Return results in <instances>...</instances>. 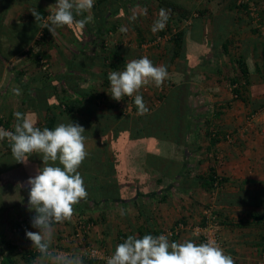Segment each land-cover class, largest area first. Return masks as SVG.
<instances>
[{
	"label": "trees",
	"instance_id": "obj_1",
	"mask_svg": "<svg viewBox=\"0 0 264 264\" xmlns=\"http://www.w3.org/2000/svg\"><path fill=\"white\" fill-rule=\"evenodd\" d=\"M133 1L95 0L94 19L76 32V37L81 42L77 47L78 52L72 51L70 56H66L56 44L55 35L43 27L47 16L51 14L49 6L56 0H0V64L5 66L9 75L3 83L7 84L6 92H12L14 87L20 89L19 95L12 96L20 101L19 112L26 114L35 126L54 129L58 124L68 123L70 120L85 129V145L94 142L92 148L86 149L88 155L78 169L88 192L86 199L74 205V210L81 215L89 210H103L115 205L140 209L142 205H146L145 199L166 203L176 187L184 193L199 187L207 192H216V204L220 208L213 213L216 219L227 209L251 208L245 216L251 223L245 220L235 226L248 228L250 225H257L262 231L260 238L264 247V182L251 181L259 188L248 190L244 188L248 181H244L243 186H234L232 188L235 190L230 191L228 185L233 183L232 179L220 176L215 165L209 167L207 174L197 176L190 166L191 161L203 150L199 143L203 136L209 139L208 152L216 150L219 143L231 138L228 131L212 123L211 117L199 112V108L191 103V97L193 86L198 83L195 78L201 70L208 71L207 75L221 74L219 66L212 68L206 65V56L215 57L216 53L219 57L228 55L230 47L235 44L231 34L225 31L218 35L216 31H222L231 24V33L235 26L243 25H252L253 33L258 32L250 11L252 0L243 4H239V0H209L207 4L212 9L209 7L202 10L194 5L196 1H191L192 6L189 8L187 6L190 4L186 3L187 6H184L185 3L178 0H153L157 3L158 13L161 9L169 12L166 27L159 31V37L165 38L168 45L156 59L168 63L166 68L172 76L165 81L166 88L156 94V105L147 106L148 112L145 114H139L134 96H125L120 101L112 99L108 80L111 71H123L133 56V51L124 47L122 42L110 40L119 25L118 21L113 23L112 17L120 19L128 16ZM146 1L151 5L150 0ZM15 6L25 8L26 14L15 23H8L7 16ZM254 6L262 24L264 10L259 9L255 3ZM32 12H37L41 19L36 20ZM195 13L198 14L197 17L193 16ZM85 17L86 14L83 13L82 16H75V19ZM189 19L191 25L185 26ZM203 20L210 21V33L216 34L215 42L212 41L213 47L189 51L188 41L198 44L209 41V32L204 27L206 23L203 25ZM135 30L138 44L142 48L144 34L138 27ZM159 37L153 40L156 42ZM133 43L130 45L133 46ZM246 44L250 45L248 42ZM219 45L220 50L214 49ZM50 50L64 59V68L57 74L42 71L46 65L44 61H49L51 57ZM13 58L24 63L21 62L22 65L17 67L16 64L9 63ZM250 58L252 57L248 51L241 52L236 60V77L229 79L231 87L236 86L232 89L236 99L246 103L247 92L252 93L251 95H264V86L257 89L252 86ZM30 65L41 71L29 76ZM255 68L257 73H263L264 66L262 69L256 64ZM1 110L4 107L0 108L3 113ZM254 113L256 114L255 110L252 114ZM7 115H4V126L14 131L16 120L12 122ZM221 115L217 111L214 120ZM12 117L15 119L14 115ZM33 162L38 164V169L43 166L39 154L29 156L27 164L17 163L12 157L11 147L5 146L2 140L0 179L10 173L14 174L16 169L19 170L17 174L21 175L26 170L33 173L34 171L29 170ZM56 166L62 167L58 161ZM21 188L23 191L30 190L27 181L22 183ZM22 200L26 202L28 198L23 195ZM34 215L35 213L30 219ZM101 218L105 221L104 215ZM87 220L94 222L91 218ZM206 223L204 218L203 226ZM20 224L16 226L19 227ZM146 225L147 227L138 231V235H130L138 238L145 234L153 235L151 221H147ZM177 229L172 231L173 235L178 232ZM28 230L27 226L20 232L22 237ZM32 230L34 228L30 226V231ZM127 236L124 232L118 233V243L123 242ZM0 251L6 254L4 264H16L14 256L18 246L2 235ZM21 257L27 264H33L40 253L24 251ZM83 262L97 263L87 259H83Z\"/></svg>",
	"mask_w": 264,
	"mask_h": 264
},
{
	"label": "rangeland",
	"instance_id": "obj_2",
	"mask_svg": "<svg viewBox=\"0 0 264 264\" xmlns=\"http://www.w3.org/2000/svg\"><path fill=\"white\" fill-rule=\"evenodd\" d=\"M150 2L151 5L147 4L146 0H134L128 16H123V18L120 19L119 17H112L113 23L118 21L119 25L117 31L112 34L110 40L122 42L124 47L133 51V56L130 61L147 56L154 65H164L167 67L168 63L166 61L156 59L164 52L168 42L165 38H161L162 41L161 43L159 42L160 45L158 46L157 40L156 42L153 40L159 37V31L153 33L151 30L159 13L157 11V3L153 0H150ZM252 2L253 4L255 3L259 9L264 10V4L262 5L260 0H252ZM51 4L52 6H49V9L52 13L56 2H52ZM194 5L197 8L201 6H198L197 3H194ZM25 11V8L15 6L7 16L8 23H15L20 20V18L26 14ZM168 13L169 12H167V14ZM85 14L86 17L90 18L89 20H93L95 17L93 8L89 12H85ZM132 17H135V19H130ZM122 27L125 29L123 32L120 31ZM137 27L141 29L144 34V45L142 48L138 44L139 39H137L138 35L135 30ZM246 27L247 28H243L244 33H241L242 36L245 35L246 38H248V36H250V38L255 36V38L259 39L258 42L260 46L264 44V36L262 35V33H264V19L262 20L261 28H256L258 31L256 33H253L252 29L254 28L252 25H246ZM78 29L80 30V28L75 26H64L62 28H57L55 31L54 37L56 44L61 47L62 52L65 53L64 55L66 56H70L72 51L78 52L77 47L81 45V42H79L76 37ZM83 37L85 38L84 35ZM132 41H134V43ZM130 43H133V46L130 45ZM50 53L51 57L48 59L49 61H44L46 65L42 68V71L47 70L52 74H57L64 68V59L52 50H50ZM18 61V58H13L10 60V63H21ZM229 68L232 69L231 67ZM230 69L228 71L229 79L235 77V74L234 76L231 74ZM39 71L41 70L34 65H30L28 69L29 76L37 74ZM258 75L261 74L257 73L256 76ZM171 76L172 74L168 72L166 80L170 79ZM175 76L177 77L178 75ZM8 77L9 75L5 71V75L2 77L3 80H0V83L3 81L2 85H0V108L4 107L5 110L9 108V111H12L14 114V112L18 110L17 104L19 100L17 101L15 97L12 98L14 94L13 91L11 92L8 90V92H6L7 84L3 83H5ZM261 78L263 80L264 75L261 76ZM229 79L212 83L211 81L216 80H212V77L209 76L202 84L198 82L193 86L191 103L196 106V108H199L201 114L208 115V118L211 117L210 119L215 126L228 131L231 138L228 141L219 143L216 150L208 152L209 139L203 136L199 142L203 150L191 161L190 166L194 169L193 174L197 176L207 174L209 167L215 165L220 176L232 179L233 183L228 185L230 191L235 190L232 188L234 186L235 188L243 186L242 182L244 181H248V183L244 185V188L254 190L259 187H257V184H252L251 181L263 183L264 180V167L262 166L264 161V95H251L252 93L247 92L246 98L248 103L236 99L232 92ZM262 80H257V85L256 82H253V88L257 89L264 86V80ZM164 84L165 82L160 88H157L155 84L151 82L148 85L142 86L139 94L142 95L146 106L151 107L156 105L157 98L155 96L162 92L161 90L165 87ZM254 85L256 86L254 87ZM130 109L131 108H129V111ZM253 110L256 111V114H252ZM1 111H3V113H0L5 115L4 110ZM217 111L221 112L222 115L214 120L213 117ZM7 116L12 122H15L12 116L9 114ZM93 143L86 144V149L92 148L94 146ZM244 159L246 160L244 161ZM236 160H242L243 162L238 163ZM34 164L36 163L33 162L30 165ZM31 174L35 176L37 171L35 170ZM11 192V194H8V197L10 200H14L17 193ZM24 193L23 195L28 198L29 190H26ZM245 194L247 195L246 192ZM245 194H242L243 199ZM216 197V192H207L199 187L193 189L189 193H184L176 187L172 190L168 202L159 203L158 200L153 201L145 199L144 202H146V205H142L140 209L135 206L124 208L120 205H115L103 210L100 208L89 210L83 215L74 210L70 220L53 225L51 250L58 256H66L69 258L79 257L82 264H84L85 249L90 247L99 249L105 253L106 257H109L113 254L118 244V233L126 232L129 235L131 233L137 234V230L141 227L142 222L148 219L151 222L153 221L155 225L158 224L156 226L157 228L162 227L164 230L163 234L169 237L170 242L193 241L196 239L200 243H203V236L200 233V229H203L207 225L203 226L202 224L204 218L206 222L215 227L220 240V246L222 247L224 246V232L221 222L224 221V218L229 216V213L232 214L234 212H230L229 210V212L223 214L224 216L222 215L216 219L213 213L220 209L216 204ZM17 205V207L7 209L1 214L0 232L2 231L5 234L2 236L8 241L18 246V251L14 256L16 264H27L21 257L22 253L24 251L39 252L32 247V242L26 238V235L22 237L21 234L15 232V228L18 223L30 219L34 211L29 210L28 200L25 204L21 205L17 203ZM248 210L250 211V208ZM102 215L105 216V221H102ZM89 218L94 221L92 230L90 232L80 230L78 227L79 221L81 219L87 221ZM178 226L179 229H177ZM145 227H147V225H145ZM174 229H177L176 231L178 232L170 236L171 233L173 234L172 231ZM32 231H37V229L34 228ZM229 233L232 234L231 232ZM106 259L96 261V264H106ZM258 261L264 264V259ZM33 264H49V262L47 260L42 261L41 257H38ZM253 264H255V261Z\"/></svg>",
	"mask_w": 264,
	"mask_h": 264
},
{
	"label": "clouds",
	"instance_id": "obj_3",
	"mask_svg": "<svg viewBox=\"0 0 264 264\" xmlns=\"http://www.w3.org/2000/svg\"><path fill=\"white\" fill-rule=\"evenodd\" d=\"M95 0H56L54 11L47 16L43 25L54 36L57 28L64 26L83 29L89 22L82 16L94 7ZM36 20L41 19L32 12ZM75 14V15H74ZM168 14L161 9L152 25V32L162 31L166 27ZM130 19H135L132 17ZM120 31H125L122 27ZM168 77L166 66H156L147 57L129 61L123 71H111L108 74L110 95L115 101L123 97H133L139 114L148 112V108L139 94L142 86L154 83L160 88ZM16 95L20 89L13 90ZM14 131L0 129V140L7 138L11 145V154L17 163L27 164L29 156L39 154L43 166L37 174L27 180L30 186L28 208L34 211L31 225L37 231H26V238L39 253L42 261L49 264H82L79 257L58 256L51 250L53 225L70 220L74 205L86 199L88 192L84 180L78 171L88 152L85 147V129L69 120L60 123L54 129H43L19 111L14 114ZM59 165L56 166V162ZM106 264H235L231 255L214 240L197 244L191 240L170 242L167 235L145 234L142 238L128 235L118 243Z\"/></svg>",
	"mask_w": 264,
	"mask_h": 264
},
{
	"label": "crops",
	"instance_id": "obj_4",
	"mask_svg": "<svg viewBox=\"0 0 264 264\" xmlns=\"http://www.w3.org/2000/svg\"><path fill=\"white\" fill-rule=\"evenodd\" d=\"M168 1H174V0H168ZM178 1H182L183 3H185L184 6H187V4H190L189 8H191V1L192 2H197L198 6L201 5L199 8L202 10L204 8H209L210 5L207 4L209 0H178ZM226 1V0H225ZM262 3V5L264 4V0H260ZM187 3V4H186ZM227 6V5H225ZM212 9V7H210ZM212 12V10H211ZM194 17H197L198 14L195 13L193 15ZM207 19V18H206ZM206 23V25H204ZM185 26H190L191 25V20L189 19L185 24ZM203 25L204 27L207 28L208 32H209V41L207 40V43L205 41H203L201 44H198L196 42L193 41H188L187 45L190 50H193L194 48H205V50H208L209 48L213 47L212 41L215 42V35L216 34H211V24L210 21L207 20H203ZM231 24H228L222 31H216V33L218 35H220L223 32H227L229 34H231V38L232 40L235 42V44L230 47V51L228 55H222L221 57L218 56V53H216L215 57H210V56H206V65L210 66L212 68H217L218 66L220 67L221 70V74H208L207 72L204 71H200V74L198 76H196L195 80H197L198 82H200V84H202L203 82L206 81V78L208 79V77H212V80H216V81H211L212 83H216L217 81H221V80H228V71H229V67H231V74L236 77V72H237V64H236V60L237 58H239V56L241 55V52L244 51H248L250 53V58L249 59V63H250V69H251V77L250 80L253 82H256L257 80L261 79V76L264 75V70L263 73H260L261 75L256 76L257 72H256V68L255 65L258 64L260 67L264 66V44H261L258 42L259 39L255 38V36H253L252 38H250V36H248V38L245 37V35H241V33H244L243 28H247L246 25L243 26H235V29H232V33H231ZM262 35L264 36V33H262ZM213 39V40H212ZM246 42L250 43V45L246 44ZM221 47V45L218 46V48H214V49H219ZM220 50V49H219ZM218 52V51H216ZM221 52V51H220ZM222 53V52H221ZM17 62V61H16ZM22 62V61H21ZM10 63V62H9ZM24 63V62H22ZM22 63H16V66L19 64L22 65ZM14 65V64H13ZM203 65V64H202ZM17 66V67H18ZM30 68V66L28 67V69ZM5 66L3 67V65L0 64V80H3L2 77H4L5 75ZM29 75V73H28ZM233 77V78H235ZM217 78V79H215ZM264 80V79H263ZM262 80V81H263ZM223 81V82H224ZM3 82V81H2ZM2 82L0 83V85H2ZM227 82V81H226ZM225 83V82H224ZM258 82H256L257 85ZM196 84V83H195ZM254 85V87L256 86ZM253 86V84H252ZM251 87V86H250ZM252 88V87H251ZM15 89V87H14ZM226 90V89H224ZM8 92V91H7ZM15 95V92H13ZM16 96V95H15ZM14 96H12L13 98ZM17 99V97H16ZM18 101V99H17ZM21 107L20 101H18L17 104V108L18 110H16L15 112L19 111ZM10 109L8 108V110L4 109L5 114L8 113L10 116H13L12 111H9ZM14 112V113H15ZM12 113V114H11ZM2 146V140H0V147ZM219 146V144H218ZM246 159H244L245 161ZM239 162H243L242 160H236ZM257 162V161H256ZM255 162V163H256ZM38 164H34L31 166V171H37L38 169ZM260 166V165H258ZM262 166L264 167V161L262 163ZM19 172V170H15L14 174L10 173L5 177H2L0 179V216L1 214H3L5 212V210L7 209H11V208H15L17 207V203L18 204H25V202L22 200L23 194H25L21 188V185L23 182H26L30 177H33V175L31 174V172H28L26 170V173L24 175L17 174ZM16 174V175H15ZM15 175V176H13ZM9 176V177H8ZM264 177V174H263ZM261 181V180H260ZM264 182V180H263ZM17 193L15 195V199L14 200H10L8 197V194H11L12 192ZM20 194V195H18ZM17 198V200H16ZM3 202V203H2ZM249 208H238V209H227L224 210L225 212H234L232 214H228L229 216L227 218H224V221L221 222V224L223 225V237H224V246H222L225 254L231 255L232 258L234 259L235 264H253V262L255 261V264H261L258 260H263L264 259V247L263 244L261 242V234L262 231L259 230V227L257 225H255V227H252L251 225L248 228H243L240 226H235V224L240 223L241 221H245L247 220L248 222L251 223L250 219H248L247 217H245L247 214H249L248 210ZM251 209V208H250ZM238 210V211H237ZM237 211V212H236ZM224 216V215H223ZM146 220L145 222H142L141 227L137 230L140 231L143 227H145V225L147 224ZM0 222H1V218H0ZM1 224V223H0ZM158 224H154V222H151V226L153 227V235H160L161 233L163 234V229L162 227L157 228ZM151 229V228H150ZM161 231V232H160ZM2 232V231H1ZM0 235H5L3 232ZM229 232H231L232 234H230ZM126 235H129L128 233L125 232ZM138 235V234H136ZM193 242L200 244L199 241H197L196 239L193 240Z\"/></svg>",
	"mask_w": 264,
	"mask_h": 264
},
{
	"label": "built area",
	"instance_id": "obj_5",
	"mask_svg": "<svg viewBox=\"0 0 264 264\" xmlns=\"http://www.w3.org/2000/svg\"><path fill=\"white\" fill-rule=\"evenodd\" d=\"M249 2V0H239L238 3L239 4H243V3H247ZM250 11H251V16L253 17L254 21L253 23L255 24V27L256 28H261V24H260V19L258 17V12H257V8L254 6L253 3H251V8H250ZM162 39L159 38L157 40V42H161ZM148 85V84H147ZM236 86H232L231 88L234 89ZM235 98H237V96H234ZM254 117V115H253ZM0 129H4V130H8V131H11L9 128H6L4 126V115L0 113ZM4 141V144L5 146H10V143L9 141L7 140V138L3 139ZM206 227H204L203 229H200V233L202 234L203 236V243L207 242L209 239H214L219 245H220V240H219V237L217 235V231L215 229V227L211 224H209L208 222L206 223ZM28 226L29 230L30 231V226L31 225V219H27V221H23L19 227H16L15 228V232H18L20 234V232L23 231V229H25L26 227ZM94 226V223L92 222H89L88 220L87 221H83L82 219L79 221V229L80 230H84L85 232H90L92 230ZM173 235L172 233L170 234V236ZM85 259L87 260H91V261H100V260H104L106 259L107 257L105 256V253L100 251L99 249H96L94 247H90V248H87L85 249ZM5 256L6 254H3L1 251H0V264H4V261H5Z\"/></svg>",
	"mask_w": 264,
	"mask_h": 264
}]
</instances>
